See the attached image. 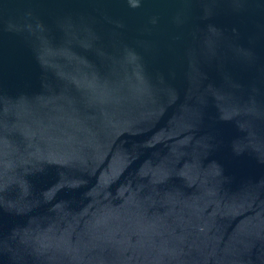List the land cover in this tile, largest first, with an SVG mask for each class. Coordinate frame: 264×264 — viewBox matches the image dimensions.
Listing matches in <instances>:
<instances>
[{"label":"water","instance_id":"95a60500","mask_svg":"<svg viewBox=\"0 0 264 264\" xmlns=\"http://www.w3.org/2000/svg\"><path fill=\"white\" fill-rule=\"evenodd\" d=\"M0 264H264V0H0Z\"/></svg>","mask_w":264,"mask_h":264}]
</instances>
